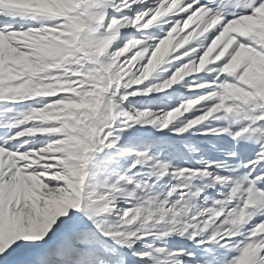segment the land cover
Instances as JSON below:
<instances>
[{"label": "snow or ice", "instance_id": "1", "mask_svg": "<svg viewBox=\"0 0 264 264\" xmlns=\"http://www.w3.org/2000/svg\"><path fill=\"white\" fill-rule=\"evenodd\" d=\"M0 264H264V0H0Z\"/></svg>", "mask_w": 264, "mask_h": 264}]
</instances>
